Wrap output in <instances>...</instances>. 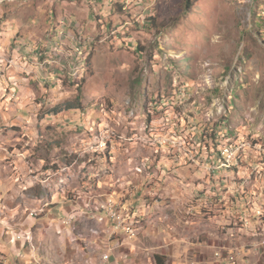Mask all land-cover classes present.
Segmentation results:
<instances>
[{"label": "rangeland", "instance_id": "374dc122", "mask_svg": "<svg viewBox=\"0 0 264 264\" xmlns=\"http://www.w3.org/2000/svg\"><path fill=\"white\" fill-rule=\"evenodd\" d=\"M81 3L91 16L77 17L71 7ZM60 26L72 31L61 52L82 39L85 56L72 67L84 61V72L63 68L54 94L43 85L32 105L49 125L8 148L25 161V242L40 264L85 263L95 234L136 240L143 201L170 218L195 216L181 230L222 261L264 264V0H197L190 9L185 0H0V48L27 40L48 58ZM52 194L57 202L46 204ZM108 198L135 236L98 220ZM67 216L75 241L60 233Z\"/></svg>", "mask_w": 264, "mask_h": 264}, {"label": "crops", "instance_id": "0c3cea01", "mask_svg": "<svg viewBox=\"0 0 264 264\" xmlns=\"http://www.w3.org/2000/svg\"><path fill=\"white\" fill-rule=\"evenodd\" d=\"M81 4L79 6L73 5L71 8L74 9L79 18L89 16V8L85 9L83 3ZM91 10L93 11L94 9L92 8ZM76 22L79 24L77 30L85 29L86 25L84 23L81 25L79 21ZM59 32L57 41L54 42L56 47L50 49L47 46L44 52L45 56L50 59V62L45 64V67L51 70L50 73L48 69H44L42 64L35 60V50L37 52L39 48L34 46V44L31 46L27 40L5 42L1 46L5 51L0 48L1 54L10 55L16 50L30 54L27 63L19 60L17 67H9L11 71L8 74L10 78L9 90L12 91L14 89L17 91L18 100L13 102L8 90L0 86V200L4 202L3 206L0 207V264H40L39 259L43 257L38 251L28 248L25 242L26 239H30L26 230H29L27 224L32 225V220L29 217L23 219V209L25 208L23 205L25 204L21 201V197L25 198L26 194L33 197L30 194L33 190L20 185L19 179L24 177L26 172L25 161L16 151L17 149H13L12 153H10L8 148L24 143L26 135L32 134V141L37 140L36 131H38V128L49 125L50 122H38L36 120L34 113L36 108L32 105L36 96L43 93V85L47 84H49L47 87L49 88V93H57L60 88L59 85L61 86L60 76L63 68L76 69L84 63V61H79L72 67L74 60L80 58L79 55L71 54V49L75 44L63 52L60 50V45L63 43L62 39H65V37L69 38L72 31L67 26H60ZM64 33L65 36L63 35ZM57 55H59L58 59L56 58ZM57 67L59 71L54 73ZM47 73L51 75L52 79L48 83H44L41 76ZM68 74L71 75L69 72ZM54 125L60 126L64 130L69 129L65 123H54ZM50 172L52 170L46 169L42 173L49 174ZM26 190H29V193H26ZM60 190H55V194H59ZM80 193L82 195L87 194L82 191ZM81 194H79V198H82ZM51 197V200H48L46 204L54 205L57 202V200H54L53 194ZM34 198L36 203H40L38 197L34 196ZM92 198L94 196H91L90 199ZM90 199L83 198L85 207H87V202L91 201ZM94 201L96 202L97 200L95 199ZM46 204L44 205L46 206ZM77 205L80 204L78 203ZM77 205L76 207H78ZM136 207L140 208L142 216V226L138 231L136 240L128 243L123 239V243L120 244L123 238L121 234L113 236L110 231L108 234L104 229L107 234H103V236L101 234L99 236L96 234L88 236L89 239L87 240L93 243V246L91 247V252L88 253V261L81 264H102L101 259L104 254L109 255L108 260L104 264H227L225 259L222 261V259L214 256L218 248H213V245L205 241V239L197 240L196 242L190 241L187 237L189 234L181 230L184 225H193L192 221H196L195 216L189 217L186 215V211H180L178 213L175 212L174 216L170 218L167 213L157 210L158 206L147 205L144 201L140 202ZM180 207L184 209L182 204ZM97 212V214H100L99 211ZM153 213H158V219L152 218L151 215ZM109 224L111 222L106 219L107 230H109ZM62 226L64 229L60 233L75 241V236L72 235L73 233L69 229L70 225L63 224ZM22 233H24V236ZM25 234H28V238H25ZM62 239V237L59 238L60 241ZM48 251H50L48 252V257H53L51 249H48ZM66 254L68 256L67 248L65 247L61 255L65 256ZM75 264H80V262H75Z\"/></svg>", "mask_w": 264, "mask_h": 264}, {"label": "built area", "instance_id": "2783aa9c", "mask_svg": "<svg viewBox=\"0 0 264 264\" xmlns=\"http://www.w3.org/2000/svg\"><path fill=\"white\" fill-rule=\"evenodd\" d=\"M41 62L43 63V68L48 69L49 73H50L51 70L49 68L45 67V61H41ZM0 67H6V76H3L4 77V88L8 90L11 99L17 101L18 100L17 91L14 89L12 91L9 90V85H10V78L8 76V74H10L9 65L7 64V62L0 61ZM49 73L44 74V75L47 76L48 79H52L51 75ZM116 208H117L116 204L113 200H111V198H108V199L102 201L98 206V210H99V213L104 212L105 215L99 216L98 220L101 221L105 218H109L113 222L115 230L116 229H118V230L122 229L129 237L135 236L136 231H129V222H125V217L123 215L117 213ZM34 213L35 212H31V215H34ZM69 219H73V216H67V218L64 219L62 223L65 225H68ZM215 255L219 257V253H216ZM104 258L107 259L108 256L105 255ZM225 260L229 261L231 264H234L235 263V256L230 255L228 258H225Z\"/></svg>", "mask_w": 264, "mask_h": 264}, {"label": "bare ground", "instance_id": "6f19581e", "mask_svg": "<svg viewBox=\"0 0 264 264\" xmlns=\"http://www.w3.org/2000/svg\"><path fill=\"white\" fill-rule=\"evenodd\" d=\"M124 32V31H123ZM80 36H75L72 39V41L74 42L75 46L71 49V54H74V55H79L80 58L84 57L85 54H84V44H82V39L78 38ZM48 44V43H47ZM35 46V45H34ZM38 47V46H37ZM45 47V46H44ZM83 48V49H82ZM38 50V49H37ZM40 50V49H39ZM39 50L36 52L35 50V54H34V57H35V60L38 61L39 63L42 64L43 66V63L41 61H45V64L50 62V59L49 58H46V59H43L41 57V55L39 54ZM27 51V50H26ZM30 57V54H28L27 52H21L19 50H16L10 57L6 56V54H1L0 53V61H3V62H7V64L10 66H13V67H17L19 65V60H21L22 62H28V59ZM81 67H84L85 68V65L84 63L80 66V67H77L74 71L72 75V77L76 78L80 73L84 72V69L81 68ZM4 72V67H0V85H4V77L5 75H2L1 74ZM41 79L44 83H48L49 81H51L50 79H48L47 76L45 75H42L41 76ZM70 221L68 220V223ZM129 231H134L133 227L131 225H129Z\"/></svg>", "mask_w": 264, "mask_h": 264}, {"label": "trees", "instance_id": "16d2710c", "mask_svg": "<svg viewBox=\"0 0 264 264\" xmlns=\"http://www.w3.org/2000/svg\"><path fill=\"white\" fill-rule=\"evenodd\" d=\"M196 1L197 0H185V7H186V9H190ZM61 107L62 106H57L56 111H61ZM70 108H71V106L69 105V109Z\"/></svg>", "mask_w": 264, "mask_h": 264}]
</instances>
